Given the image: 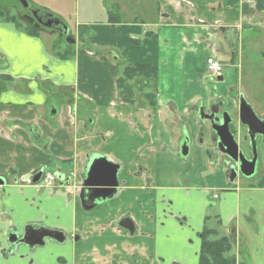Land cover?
<instances>
[{"label": "crops", "instance_id": "crops-1", "mask_svg": "<svg viewBox=\"0 0 264 264\" xmlns=\"http://www.w3.org/2000/svg\"><path fill=\"white\" fill-rule=\"evenodd\" d=\"M96 1L104 17L69 28L70 44L0 19L9 34L0 46V264H199L205 228L229 238L236 264H264L238 224L243 195L264 202V177L229 180L202 113L224 101L238 120L244 94L264 117V95L244 92L241 78L245 42L264 30V0ZM209 56L224 63L220 77L208 74ZM128 64L156 77L121 94ZM101 156L119 165V185L93 204L82 199L94 194L84 180ZM49 169L54 187L31 181ZM30 224L65 240L10 243Z\"/></svg>", "mask_w": 264, "mask_h": 264}, {"label": "water", "instance_id": "water-1", "mask_svg": "<svg viewBox=\"0 0 264 264\" xmlns=\"http://www.w3.org/2000/svg\"><path fill=\"white\" fill-rule=\"evenodd\" d=\"M22 2L25 5H28L27 0H22ZM63 26L68 30L67 25L64 24ZM238 102L240 108L238 120L231 116L232 114L229 110H225L221 113V115L223 114L227 116V119H225L222 124L219 122L221 115H218L217 119L212 116L207 119L210 120V129L216 137L217 146L219 147L220 152L226 154L230 160L234 161L244 175L251 176L255 171L256 159H248L244 155L243 150L240 149V143L242 141L246 143L254 141L255 132L252 131V127L256 124H260L264 127V120L255 115L252 106L243 95L238 97ZM202 112H204V110H202ZM231 122L234 125V129L230 128ZM241 127H246V133L242 138ZM188 152L189 146L188 143L185 142L182 146L181 154L183 156H187ZM245 162L248 164H245ZM225 165L227 166V163H225ZM118 169L119 165L111 162L106 157L101 156L94 160L84 180L85 186L94 188V194L91 196L92 200L98 197L106 199L116 193L119 185L117 178ZM41 176L42 171L33 177V182H37ZM235 177L236 173L232 176L231 181H233ZM4 183L5 179L0 177V185ZM125 225L128 226L131 231L133 230V223L131 221H128V223L126 222ZM47 238L63 242L65 240V234L60 230L47 229L43 227L36 228L30 224L25 227V231L22 236L17 233L11 234L9 241L15 244L22 243L27 244L30 247H34L44 246Z\"/></svg>", "mask_w": 264, "mask_h": 264}, {"label": "rangeland", "instance_id": "rangeland-1", "mask_svg": "<svg viewBox=\"0 0 264 264\" xmlns=\"http://www.w3.org/2000/svg\"><path fill=\"white\" fill-rule=\"evenodd\" d=\"M38 8L47 7L49 9H54L59 13L63 19H65V24L68 28H72L73 31L77 28V23H81L84 19L90 20H100L104 16H101L102 10L99 6V2L96 0H30ZM20 8L19 0H0V9L9 11V13L17 14L16 9ZM20 16V15H18ZM23 25L27 22L21 21ZM42 30V29H41ZM46 32V31H45ZM48 32V31H47ZM57 34L48 35L45 34L43 39L46 42H51L52 39L57 38ZM261 39L257 40L248 39L245 42V48L243 52L242 59V87L244 92L251 95H264V57L262 56L260 50L264 51V30L260 32ZM257 41V42H256ZM260 157L264 165V143L260 146ZM48 173L55 174V170L49 169ZM264 175V174H262ZM238 179L243 185L249 181H256L253 179ZM238 182V183H240ZM44 185V181L42 182ZM249 194V193H248ZM256 216V221L261 226V230H264V202L258 196H252L250 198H245L242 196L241 200V216L238 218V224L241 226L242 232L244 233V242L248 246L249 253L257 254L259 256L264 251V245L261 242V238L257 233V228L251 223L252 210ZM217 211L216 208L210 210ZM245 246L242 245V250ZM250 249L252 250L250 252ZM246 255V252H245Z\"/></svg>", "mask_w": 264, "mask_h": 264}, {"label": "flooded vegetation", "instance_id": "flooded-vegetation-1", "mask_svg": "<svg viewBox=\"0 0 264 264\" xmlns=\"http://www.w3.org/2000/svg\"><path fill=\"white\" fill-rule=\"evenodd\" d=\"M27 1H28V5H25L22 2V0H19L20 8L16 9L18 15H20L19 18L21 21L25 20L27 22V24H31L37 28L42 29V30L57 32L58 35H60V37L63 40H65L67 43H68V41L72 40V36H71L69 30H67L63 26L64 23L61 19H59L56 15H53V14L51 15L50 12H48L47 10H45L43 8L36 7L34 4L31 3L30 0H27ZM241 95L244 96V94H241ZM225 110H228V109L225 107L224 101H219L218 103L213 104L208 112H205V113L202 112V113L206 119L210 116L215 117V119H217L218 115H221V113L224 112ZM255 115H256V113H255ZM226 117H227L226 115H223V114L221 115V118L219 120L220 124H222L225 121V119H227ZM258 118H261L264 120V117H258ZM208 121H210V120H208ZM230 128L234 129V125L232 122L230 123ZM252 131L255 132V140L252 141L251 143H246L244 141H242L240 143V149L243 150L244 155L250 160L256 159L255 160L256 161L255 171H254L253 175H251V176L244 175L239 170L238 165L236 163H234V161L230 160V158L226 154L220 152L219 147L216 146L218 149V152L222 156L221 160H222V163L224 164L225 168L227 169V174H228V178L230 181H231L232 176L236 173V177L234 178V180L232 182H234L239 177H246L247 179H255L257 177H264V175H262V174H264V165H263V162H262L261 157H260V149H261L260 146H261L262 142L264 143V127H262L260 124H256L254 127H252ZM245 133H246V127H241V134H242L241 138L245 135ZM208 151L212 152V149L208 148ZM225 163H227V166L225 165ZM245 164H248V163L245 162ZM44 175H46V173L42 172L41 178L44 177ZM31 181H33V179ZM1 185H3V184H1ZM91 196H92V194H90V193H88L86 196L83 194L82 199L84 201L86 200V202H89V201L93 202V204L96 203L97 200L100 199V197H98V198H95L94 200H92ZM93 204L92 205L89 204L86 206L91 208V207H93ZM122 223L126 224V221L122 222ZM43 228H45V227H43ZM47 229H50V228H47ZM53 230H55V229H53ZM11 234H16V233L12 232ZM47 239L55 240L52 238H47ZM12 244H14V243H12ZM20 244H22V243H20ZM31 248H33V247H31Z\"/></svg>", "mask_w": 264, "mask_h": 264}, {"label": "trees", "instance_id": "trees-1", "mask_svg": "<svg viewBox=\"0 0 264 264\" xmlns=\"http://www.w3.org/2000/svg\"><path fill=\"white\" fill-rule=\"evenodd\" d=\"M0 19L5 22L14 23L16 27L26 31L30 35L35 36L40 34V28H36L31 24L23 25L17 14L9 13V11L4 9H0ZM56 54L62 58H66L71 55V51L65 53L58 52ZM155 77L156 69L152 66L128 64L117 80L119 92L121 94H131L134 92L137 81L143 82L144 80L147 82ZM215 234L216 230L209 228H205L201 233L202 245L199 254V264H236L235 257L230 254L232 244L229 238L225 236L215 238Z\"/></svg>", "mask_w": 264, "mask_h": 264}, {"label": "built area", "instance_id": "built-area-1", "mask_svg": "<svg viewBox=\"0 0 264 264\" xmlns=\"http://www.w3.org/2000/svg\"><path fill=\"white\" fill-rule=\"evenodd\" d=\"M224 69L223 63L215 58L214 56H210L207 58V71L211 76H217L222 73ZM55 181V176L52 174H47L45 176V182L47 186H52L53 182ZM218 195L215 194V197Z\"/></svg>", "mask_w": 264, "mask_h": 264}, {"label": "snow or ice", "instance_id": "snow-or-ice-1", "mask_svg": "<svg viewBox=\"0 0 264 264\" xmlns=\"http://www.w3.org/2000/svg\"><path fill=\"white\" fill-rule=\"evenodd\" d=\"M9 34L6 32L5 29L0 28V46H5L7 45V40L4 39L7 37Z\"/></svg>", "mask_w": 264, "mask_h": 264}]
</instances>
